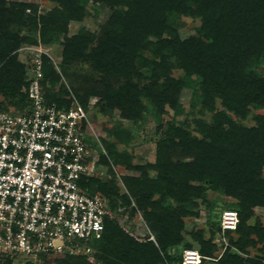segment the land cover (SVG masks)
<instances>
[{"label":"trees","instance_id":"1","mask_svg":"<svg viewBox=\"0 0 264 264\" xmlns=\"http://www.w3.org/2000/svg\"><path fill=\"white\" fill-rule=\"evenodd\" d=\"M42 0H0V106L22 109L28 103L26 66L14 51L25 41L64 44L66 65L90 63L101 88H88L81 97L88 108L89 97H100L104 114L120 110L119 119L138 122L152 106L156 117L168 109L184 112L183 89H193L191 108L201 104V117L172 122L157 143L154 162L134 164L130 154L119 150L131 131L117 124L104 138V146L116 163L140 171L124 176L130 194L142 209L157 242H139L119 223L125 211L134 215L128 195L119 194L116 180L90 177L84 186L90 193H102L116 212L107 218L102 238L90 242L92 255L52 254L42 256L52 264H183V252L170 249L184 240V217L198 215L200 202L208 203V191H219L237 199V239L231 244L242 251L263 243L264 225L249 224L256 207L264 206V0H49L57 5L39 13ZM110 10L98 31L83 27L69 35V23L82 21L101 9ZM29 9V11H28ZM177 15L200 20L195 33L182 38L171 22ZM180 69L183 74L175 75ZM44 77L57 82L60 76L47 58ZM55 90V88H54ZM64 92V90H62ZM49 102L68 106L56 91L46 94ZM218 101L219 105L218 106ZM255 124L241 122L252 112ZM210 113L209 119L203 115ZM180 148L187 157L174 160ZM106 161V157L102 155ZM154 170L151 177L148 170ZM122 207L121 211L117 208ZM221 230V216L217 223ZM227 230L226 232H230ZM204 256L214 257L218 248L194 233ZM193 248L187 242L184 249ZM92 257H91V256ZM94 258V259H93ZM6 264L14 259L7 256ZM264 264L244 258L230 249L218 264Z\"/></svg>","mask_w":264,"mask_h":264},{"label":"built area","instance_id":"2","mask_svg":"<svg viewBox=\"0 0 264 264\" xmlns=\"http://www.w3.org/2000/svg\"><path fill=\"white\" fill-rule=\"evenodd\" d=\"M42 62L37 55L28 103L0 106V250L20 264H39L47 254H92L90 242L116 216L103 194L84 186L95 170L90 111L78 100L68 106L47 100ZM238 223V212L225 210L220 233ZM205 258L194 248L183 251V264Z\"/></svg>","mask_w":264,"mask_h":264},{"label":"rangeland","instance_id":"3","mask_svg":"<svg viewBox=\"0 0 264 264\" xmlns=\"http://www.w3.org/2000/svg\"><path fill=\"white\" fill-rule=\"evenodd\" d=\"M56 5V2L42 0L39 13L44 14ZM109 14L110 10L105 8L101 9L98 15L92 13L86 16L82 21H71L69 23V35L78 33L83 27H87L93 31H98L99 25L104 22ZM171 22L178 29L182 38H186L190 34H194L195 28L200 25V20L198 18L184 15L171 17ZM37 37L39 38L37 42H23L14 51V55L16 56L17 61L25 64V80L28 83L31 74L33 73V65L37 55L41 54L43 62L44 59L47 58L49 62L52 63V66H54L60 78L57 82H53L50 78L46 79L43 77L42 85L45 97L49 91H56L63 97L62 99H67L69 104L73 100H78L82 103L80 98L86 94L88 88H101L99 76L92 69L90 63L78 62L77 64L66 65L63 59L64 44H62L61 41L48 43L44 42L40 35ZM258 69L264 74V63L259 65ZM174 74L178 76L183 73L180 69H176L174 70ZM62 90H64V92H62ZM193 93L194 92L191 87L183 89L181 101L184 106V112L182 114L176 115L173 110L168 109L166 113L156 117L151 109L152 106L148 104L149 111L145 113V119L136 123L133 121H124L122 118L119 119V109L114 111L112 115L104 114L99 108V102L101 100L100 97L97 95H91L89 97L88 108L90 109L92 126L95 133L90 140L95 160V170L91 177L101 180H110L114 177L119 194L129 196L132 201L130 208L133 206L135 207V214L132 215L129 209V211H125L126 213L120 217H115L117 220L118 217L119 219L121 218L119 220L121 226L139 242L152 240L158 245L156 234L150 229L142 209L137 205L135 198L130 194L124 179V176L126 175H139L141 172L130 170L125 165L116 163L106 151L103 139L109 138L108 132L110 130H114L117 124H121L122 127L131 131V135L127 143L118 144L119 150L130 154L134 164L146 165L150 162H154L157 155V143L166 134L172 122L187 119L190 122L188 124L190 128H194L193 118L202 116L199 111V108L201 107L200 103L195 109L191 108ZM218 106H220L219 101ZM10 107L17 108L15 105H11ZM259 112H263V110L253 108L249 116L246 119L241 120V122L247 126L254 125V116ZM203 116L209 119L210 113ZM102 155L106 157V161L102 159ZM172 157L174 160L187 159L180 148L173 151ZM148 172L151 177H156V172L154 170L149 169ZM207 197L208 203L200 202V205L197 208L199 212L198 215L184 217V240L181 245L170 249L171 253L174 255H180L183 252V246L187 242L192 243L193 248L200 251L201 244L195 239L194 233L202 232L204 240H212V242L218 246L214 257L206 256L207 258L203 260V264H218V259L228 249H230L232 253H238L244 258L261 260L264 254L262 251L263 243H259L257 246H249L246 251H242L231 244L232 238H238L236 230L226 232L224 235L218 230L217 223L220 220V216L222 217L223 212L225 210H237V199L214 190H209ZM248 222L250 225H254L257 222L264 225V206L256 207L254 209V215ZM52 257H56V255H51V258ZM6 263H8L7 256L0 250V264ZM13 264H20V262L15 261ZM39 264L52 263L50 262V259H43L39 262ZM172 264H180V262L173 261ZM250 264L255 263L250 262Z\"/></svg>","mask_w":264,"mask_h":264},{"label":"crops","instance_id":"4","mask_svg":"<svg viewBox=\"0 0 264 264\" xmlns=\"http://www.w3.org/2000/svg\"><path fill=\"white\" fill-rule=\"evenodd\" d=\"M202 264H203V262H202Z\"/></svg>","mask_w":264,"mask_h":264}]
</instances>
